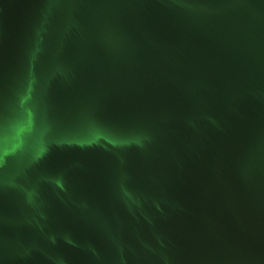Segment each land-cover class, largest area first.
<instances>
[{
    "label": "water",
    "instance_id": "1",
    "mask_svg": "<svg viewBox=\"0 0 264 264\" xmlns=\"http://www.w3.org/2000/svg\"><path fill=\"white\" fill-rule=\"evenodd\" d=\"M0 264H264V0H0Z\"/></svg>",
    "mask_w": 264,
    "mask_h": 264
}]
</instances>
